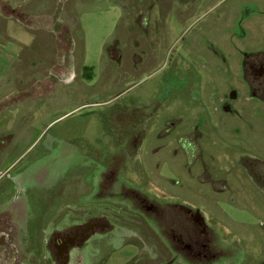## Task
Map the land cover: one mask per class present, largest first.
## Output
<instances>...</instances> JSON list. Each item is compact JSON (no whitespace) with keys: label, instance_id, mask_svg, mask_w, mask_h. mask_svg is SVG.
Listing matches in <instances>:
<instances>
[{"label":"flooded vegetation","instance_id":"obj_1","mask_svg":"<svg viewBox=\"0 0 264 264\" xmlns=\"http://www.w3.org/2000/svg\"><path fill=\"white\" fill-rule=\"evenodd\" d=\"M178 1L136 0L131 3L132 10L127 15L133 21L130 31L135 44L141 37L147 45L150 40L157 45L159 41L153 38L150 29L155 30L158 25L162 28L165 25L162 21L166 22L169 15L174 16V5L184 2L189 12L185 17L188 18L204 4L203 0H197L196 4H192L191 0ZM154 12L158 17L152 21L150 18ZM248 13H241L237 20L238 32L230 31L224 36L227 43L231 41L234 44L236 51H241L238 68H232L231 60H228L232 53L225 54L208 40L199 41L193 36L187 38L184 32L188 26L182 29L184 35L181 34L180 38L186 47L177 56H172L169 42L159 43L161 51H164V46L171 49V56L166 61L173 63L175 84L169 85L164 78L157 84L156 90L148 93V97L131 101L130 106L120 105V113L113 117V130L109 131L115 152L105 149L104 156L93 154L95 159L90 156L86 160V166L95 165L91 170L95 180L91 179L97 182V192L81 194L79 200L83 203L80 208L58 210L56 217L59 218H52L44 226L36 222L28 225L19 201L11 208L0 203V264H85L87 252L95 249L97 254L104 242L109 244L121 239L137 244L138 250L122 264H170L176 257L180 264H237L243 253L249 254L247 258L250 261L256 254H263L262 240L257 252L244 248L248 239L238 235L237 231L220 226L215 215L217 210L214 209L217 200L232 203L240 194L247 199V203L251 199L255 204L250 209L255 216H259L260 224L256 225V229L252 223L236 220L222 209L218 211L230 228L242 226L248 228L247 234L253 239H264V157L261 156L264 150L255 142L250 146V140H256L251 134L264 133V128L254 125L253 118L247 117L242 126L228 119V116L242 118V113L249 106L246 101L253 102V115L264 113V47L242 50L236 43L240 38L246 46V42L254 37L253 31H246L244 27ZM260 13L263 14L264 10ZM185 17L174 16L180 23ZM56 26L52 32L58 43L71 36L66 27L59 29ZM115 41H118L117 38ZM196 42L204 48L198 49L200 46ZM114 49L115 53H122L118 43ZM141 52V55H146L145 49ZM200 56L210 65L208 71L205 67L203 78L196 67L201 68L203 64ZM145 63L137 65L136 70L148 69L150 62ZM199 78L203 81L199 82ZM179 82L190 95V103L184 107L176 99L180 93ZM154 93L156 95L153 96ZM251 110L248 109V112ZM231 133L236 135L228 140ZM219 141L224 143L220 145L223 153L216 151ZM146 146L152 147V153L163 147L173 148L174 158L154 160L159 169L158 178L181 187L187 186V180H192L187 191L197 197L196 201L181 197V190L185 189L172 193L154 183L155 179L139 177L142 179L135 180L120 172L127 167V163H133L131 160H134L138 148ZM234 146L235 150L231 152ZM246 147L261 155L244 153ZM136 160L142 164L135 163L131 169L140 176L139 169H146L148 163L139 158ZM163 167L178 179L172 181L168 178ZM101 173L105 175L103 182ZM142 181L151 183L153 190L143 187ZM142 213L143 220L137 226L135 219L140 214L143 216ZM120 228L131 229L136 236H132V232L121 236ZM138 234L142 246L136 241ZM147 246L153 251L143 253Z\"/></svg>","mask_w":264,"mask_h":264},{"label":"rangeland","instance_id":"obj_2","mask_svg":"<svg viewBox=\"0 0 264 264\" xmlns=\"http://www.w3.org/2000/svg\"><path fill=\"white\" fill-rule=\"evenodd\" d=\"M203 2L192 17L190 15L181 22L182 25L174 16L169 15L166 22L162 21L165 24L163 29L159 25L155 30L150 29L153 38L159 43L169 42L173 57L186 47L180 38L182 29L188 26L184 32L187 38L193 36L199 41L208 40L225 54L232 53L228 60H231L232 68H238L241 51H236L234 44L231 41L227 43L224 36L230 31L238 32L236 22L241 13L248 11L259 30L252 40L246 42V46L243 39H235L238 48L253 50L264 47V14L260 13L264 8V0ZM124 6L122 15L114 0H0V37L11 47L14 38L26 44L17 50L19 56L0 84L4 107L0 126L5 130L0 136V203L11 208L19 201L28 225L32 222L48 225L52 218H59L56 217L58 210L80 208L83 203L79 200L81 194L97 192V182L91 179L95 180V174L91 171L95 165L86 166V160L90 156L92 160L95 159L93 154L104 156L105 149L115 152V146L111 142L112 133L109 135V131L113 130V117L120 113V105L130 106L131 101L148 97V93L156 90L157 84L164 78L169 85L175 84L173 63L166 61L171 56V49H165L164 46V51H161L158 42V47L152 40L147 45L141 37L137 38L139 41L135 44L130 31L133 21L127 15L132 10L131 2L124 3ZM156 16L158 17L154 12L150 19L154 21ZM55 24L59 29L66 27L71 36L58 43L52 32ZM115 38L118 41L114 42ZM117 43L122 49L120 54L115 53ZM196 43L200 46L198 49L204 48L201 43ZM142 49H145L146 55H141ZM142 58V63L139 64ZM199 58L203 64L201 68L196 67L203 78L205 67L208 71L210 65L208 60L201 56ZM146 61L150 62L149 68L138 72L137 65L143 66ZM68 70L71 71L67 72ZM202 81L200 79L199 82ZM178 88L180 93L176 99L184 107L190 103V95L180 82ZM245 103L249 106L242 113V118L228 116V119L242 126L249 117L254 119V125L258 128H264V113L253 115V102ZM248 109L251 110L250 113ZM234 135L236 134H229L228 140ZM251 135L256 140H250V146L255 142L257 147L264 150V133L256 132ZM217 144L216 151L223 153L220 145L224 143L219 141ZM232 150H235V146L231 147L230 151ZM172 151V147H163L152 153V147H140L134 160H131L133 163H127V167L120 172L135 180L142 179L139 177L155 179L154 183L172 193L185 189L181 190V197L194 202L197 197L187 191L192 180H187V186L181 187L158 178L159 169L154 165V160L174 158ZM247 152L261 155L246 147L244 153ZM177 156L178 154L175 157ZM136 158L148 163L146 169L137 166L141 169L140 176L131 169L135 163L142 164ZM163 172L172 181L178 179L164 167ZM175 172L179 174L180 171L176 169ZM104 178L105 175L101 173V182ZM142 184L147 189L154 188L147 181H142ZM234 200L232 203L222 200L214 203L217 221L220 226L237 231L238 235L248 239L244 248L257 252L258 245L264 239H253L247 234L248 228L242 226L230 228L218 211L222 209L236 220L252 223L256 229V225L260 224L259 216H255L250 209L255 202L248 199L247 203V199L241 194L235 196ZM143 217L144 214H140L135 219L137 226H140ZM131 232L132 236H136L131 229L119 230L121 236ZM140 235L144 237L141 233ZM136 241H139L140 246L143 245L139 234ZM262 248L263 254H256L253 261L247 258L248 253H243L237 264H264V247ZM137 251V244L122 239L113 240L109 244L104 242L99 253L96 254L95 249L87 252L85 264H122ZM146 251L150 253L153 250L147 246L142 252ZM177 259L178 257L174 262L171 260L170 264H180Z\"/></svg>","mask_w":264,"mask_h":264},{"label":"crops","instance_id":"obj_3","mask_svg":"<svg viewBox=\"0 0 264 264\" xmlns=\"http://www.w3.org/2000/svg\"><path fill=\"white\" fill-rule=\"evenodd\" d=\"M134 1L136 2V0H123L122 2H121V0H114V2L116 4H118V8H119L120 12H122V15L124 13L123 9L125 11L124 3L130 4V2L133 3ZM167 1L172 2V3H176L175 0H167ZM178 2H180V0ZM191 2H192V4H196L197 0H191ZM257 6L263 7L262 5H257ZM263 10H264V8H263ZM173 13H174V16L175 15H181V17L184 18L186 16V14L189 12L186 10L185 3L183 2L182 4L174 5ZM250 14L251 13H248L249 18H247L245 20L244 27L246 28V31L251 30V31H253V35H256L258 30H259V27H258V29H256V25L252 22ZM184 28H186V27H184ZM0 33H1V31H0ZM6 42L7 41L2 40V38L0 37V84H1L2 80L8 75L9 70L11 69L15 59L17 58V56H19L17 50L19 48L23 47L24 45H26L24 42L20 41L18 38H14L12 40V47L13 48L9 45V43H6ZM13 92H14V90H13ZM3 111H4V107L2 105V95L0 93V119H2ZM4 131L5 130H3L0 126V136L3 134ZM1 146L2 145H0V147Z\"/></svg>","mask_w":264,"mask_h":264}]
</instances>
